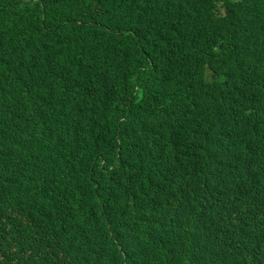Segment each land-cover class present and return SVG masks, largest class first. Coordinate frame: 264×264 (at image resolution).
<instances>
[{
  "label": "trees",
  "instance_id": "1",
  "mask_svg": "<svg viewBox=\"0 0 264 264\" xmlns=\"http://www.w3.org/2000/svg\"><path fill=\"white\" fill-rule=\"evenodd\" d=\"M0 264H264V0H0Z\"/></svg>",
  "mask_w": 264,
  "mask_h": 264
}]
</instances>
